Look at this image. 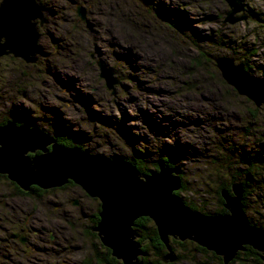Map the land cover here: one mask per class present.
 <instances>
[{
  "label": "rangeland",
  "instance_id": "1",
  "mask_svg": "<svg viewBox=\"0 0 264 264\" xmlns=\"http://www.w3.org/2000/svg\"><path fill=\"white\" fill-rule=\"evenodd\" d=\"M84 1L88 25L78 22L77 6L47 0L48 6L61 9L48 27L39 29L43 47L36 64L0 58V122L47 124L50 135L69 136L106 159L131 162L139 150L143 159L136 163L145 170L167 159L181 172L185 188L177 194L183 202L216 215L222 208L217 198L221 185L233 177L242 181L232 166L237 152L254 153L264 143V104L257 107L239 95L210 57L247 63L250 73L261 78L257 65H264V0H242L245 11L238 16L248 19L234 25L224 23L230 10L224 0H153L155 11H143L130 0ZM124 3L141 19L138 25L123 10ZM98 62L117 80L111 89L100 77ZM256 182L250 184L246 216L264 227V196ZM9 183L0 178V264H103L96 258L102 257L99 241L83 236L97 204L83 198L72 206L82 197L78 188L35 201L17 200L29 216L43 214L44 203L52 201L74 217L66 245L54 248V254L22 259L10 242V203L16 197ZM171 245L182 258L177 264H218L197 253L199 246L189 240ZM151 253L155 264L159 258Z\"/></svg>",
  "mask_w": 264,
  "mask_h": 264
},
{
  "label": "water",
  "instance_id": "2",
  "mask_svg": "<svg viewBox=\"0 0 264 264\" xmlns=\"http://www.w3.org/2000/svg\"><path fill=\"white\" fill-rule=\"evenodd\" d=\"M230 10L224 23L234 25L248 16L242 0H224ZM79 23H88L84 7L77 6ZM46 22L39 0H0V58L12 56L36 64L41 55L40 27ZM223 79L239 95L257 107L264 104V79L253 76L230 57H216ZM100 77L111 89L117 80L98 62ZM9 120L0 125V175L23 192L61 188L72 182L100 202L99 222L93 229L102 245L122 264H146L147 253L137 241L134 223L149 218L167 253L162 264L176 262L171 242L197 244L230 264L239 252L251 247L264 262V231L252 226L243 206L244 188L233 184L221 190L226 214L207 215L188 207L178 196L180 170L161 165L156 172L141 174L131 162L106 159L80 147H65L38 127ZM77 201L74 205H77ZM19 241L25 245L24 239Z\"/></svg>",
  "mask_w": 264,
  "mask_h": 264
},
{
  "label": "flooded vegetation",
  "instance_id": "3",
  "mask_svg": "<svg viewBox=\"0 0 264 264\" xmlns=\"http://www.w3.org/2000/svg\"><path fill=\"white\" fill-rule=\"evenodd\" d=\"M64 1H65L64 2L65 6L67 5V6L71 7V5H73L75 8L78 5L84 6V9L87 12V17L89 16V13H88L85 5H84V2H85L84 0H83V2L77 1V0H64ZM130 1L132 3H134L135 6L139 7L143 11H147V10H149V8L154 9V11L156 10L155 5H154L155 3L153 0H130ZM41 3L44 7V15H45V19H46L45 24L43 26H41V30L43 31L46 27H48L50 25L49 19L51 17H53L55 11L56 10L59 11L61 9V7L59 9L56 6H54V7L48 6L49 3H47V0H41ZM81 3H83V4H81ZM125 3L123 4V10L124 11L129 10L131 12L130 13V19H132L131 21L134 24L138 25L137 23H140L141 19L138 21L135 13L131 10V6H129L128 4L126 5ZM74 11L76 14V10H74ZM131 15H133V18H131ZM89 22L90 21L88 19V23H86V24L88 25ZM210 58L213 59L214 57H210ZM2 176L6 177L4 175H0V177H2ZM6 179H7V177H6ZM9 184L11 186H13V189L15 191L13 194V197H16V198H13L12 202L10 203V214H11V218H12V221H10L11 222L10 223V242H12L14 247L17 249L16 253L21 255L22 259L28 260L30 258V255H32L34 253L45 254L47 252H51L52 254H54L55 253L54 248L60 247L59 245H62V244L66 245L65 242L67 241L68 237L65 236V234L68 231L73 232V225H74L73 219H74V217L71 216V214H69L63 208L62 204L52 202V201H48V202L46 201L44 203V209L42 210L43 214L38 213V215H37L34 212L31 216H29L30 214L29 213L26 214L25 208H23L24 207L23 203L21 201H17V200H21L20 198H23V199H30L31 201L32 200L35 201L36 199L34 197L31 198V196H29V193L31 191L23 192L19 189V187L16 184L12 183L11 181ZM33 187H35V186H33ZM36 188H38V187H36ZM68 188H71V189L78 188L83 192L82 193L81 191H79V193L82 197L80 200H76L78 202L77 205H74L75 201L72 202V206H74V207H78L80 201H82L83 198H87V199L90 198L80 187H78L74 183L70 182L61 188H56V189H51V190H43L45 193H39L40 199L44 198L46 195H50L51 193H53L55 191L64 190V189H68ZM90 199H92L94 202H96L97 208L94 211L93 215L91 216V220H90L91 225L87 229L88 231L86 232V234L84 232L83 236L87 235V237L98 240L99 241L98 244L99 245L101 244L99 246V250H102V252H100L102 254V257L100 255L99 256L101 257V259H105V260H107V262H109V261H112V259L110 257H107L109 253L107 252L106 249H108V248H106L102 245V243L100 242V240L98 238L97 233L93 231V229L98 224L97 219L99 218L100 202L97 199H93V198H90ZM77 210L80 211V208L79 209L77 208ZM83 213H85V212L83 211ZM144 219H146V218H144ZM63 221L65 222V224L62 223ZM17 233H19V234H17ZM137 234L139 235V237L137 238V241L142 245L143 251L147 253V256L142 257L141 259L144 260V262L146 264H153V262L152 261L150 262V260H149V258L152 256L151 252L153 251V248L150 245V241L147 238L142 240V236L139 233H137ZM19 239H24L25 245H23L19 241ZM172 243H173V241H172ZM178 243H182V242H178ZM41 247H43V248H41ZM48 248H51L52 250H50ZM96 250L98 251V249H96ZM0 252H1L0 253L1 258H3L4 257L3 249H1ZM97 256L98 255H96V258H97ZM112 258H114V257L112 256ZM114 259H115V261H112L113 263L122 264L121 261L117 260L116 258H114ZM179 260H182V258L180 256L176 255V262H174L172 264H177V262H179ZM12 262L15 263V261H12ZM98 262H100V259Z\"/></svg>",
  "mask_w": 264,
  "mask_h": 264
},
{
  "label": "trees",
  "instance_id": "4",
  "mask_svg": "<svg viewBox=\"0 0 264 264\" xmlns=\"http://www.w3.org/2000/svg\"><path fill=\"white\" fill-rule=\"evenodd\" d=\"M243 65L245 66V69L248 72L252 71V67L249 66V64L245 63ZM257 68H258V72L262 74L261 78L264 79V65H257ZM8 121L9 119H4L0 122V125H3L7 123ZM18 123L23 124V122H18ZM33 126L37 127L35 124H33ZM40 129L48 133L49 135L51 134V128L47 124H45L44 127L40 126ZM52 137H54L57 140V142L62 146H65L68 148L80 147L82 150L85 151L84 148H82L78 144H75L73 142V139L69 136L68 137L52 136ZM135 152L137 155L133 158V160H131V163L134 166H136L137 170H139L141 174H149L150 172H156L158 168L163 164L166 165L167 167H171V168L175 167L173 166L171 161L167 159H160L157 162V165L154 166L153 170L152 169L150 170L142 169L139 166V164L136 163V160L143 159L142 158L143 154L139 150H135ZM237 153H238L237 155H239L238 161H236L235 164H232V166L235 165L233 168L238 171L237 174L240 175V177L242 178V181L237 182V178L233 177V181H231L229 184L227 183V184L221 185V187L219 188V191L217 192V198H218V202L220 203V205H222V208L217 212L216 215L227 213V211L223 207V200L221 198L220 192L223 189H226L227 191L231 192V186L233 184H241L244 188L243 206H244L245 213H246V209L248 206V198L252 196V192L250 190V188L252 187L250 186L251 183H254L255 181H257L256 184L259 185L258 186L259 191H260L259 194L261 196H264V143L261 142L259 146V150L255 151L254 153H250L245 149H241V152H237ZM120 160L130 161L127 159H120ZM232 166L230 165V167ZM0 178L6 179V177H3V176ZM257 178L258 179L261 178V179L258 180ZM182 185H183L182 189H184L185 187H184L183 181H182ZM30 191L31 192L29 193V196H31V198L34 197L35 199L40 198L39 193H45L44 191L36 187H32ZM190 208L197 211V209L194 207L190 206ZM249 220L252 226H255L256 228H259L264 231L263 226H260L254 223L251 219ZM98 222H99V218L97 219V223ZM134 231L136 233H139L142 236V240L147 238L150 241V245L152 246L153 251L155 252V255L157 256V258H159V260L155 264H162L161 262L162 257H164L167 251H166V247L164 246V244L161 242L159 238L158 231L154 223L149 218H146V219L140 218L134 223ZM173 242L175 244H182V243H178L177 241H173ZM0 249H2L1 246H0ZM196 249H197L196 250L197 253L202 254L203 256H206V258H209L213 260L214 262H217L218 264H223L222 259L214 255L213 253L208 252L207 250L200 248V247H197ZM106 250L109 253L107 257H110L112 261H115V259L112 258L111 256V251L108 249ZM0 259H1V254H0ZM97 259L98 261L100 259V263L115 264L112 261L107 262V260L101 259V257L99 256H97ZM230 264H263V262L261 261L260 255L257 251L253 250L251 247H246V250L243 252H239L237 257Z\"/></svg>",
  "mask_w": 264,
  "mask_h": 264
},
{
  "label": "bare ground",
  "instance_id": "5",
  "mask_svg": "<svg viewBox=\"0 0 264 264\" xmlns=\"http://www.w3.org/2000/svg\"><path fill=\"white\" fill-rule=\"evenodd\" d=\"M246 21H247V20H246ZM224 26L227 27V25L223 23V27H224ZM214 58H216V57H214ZM214 58H213V61H214ZM214 62H215V61H214ZM254 227H255V226H254ZM173 241H174V240H173Z\"/></svg>",
  "mask_w": 264,
  "mask_h": 264
}]
</instances>
